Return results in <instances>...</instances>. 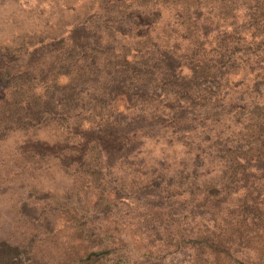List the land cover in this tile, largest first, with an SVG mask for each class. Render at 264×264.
I'll use <instances>...</instances> for the list:
<instances>
[{"label":"rangeland","instance_id":"rangeland-1","mask_svg":"<svg viewBox=\"0 0 264 264\" xmlns=\"http://www.w3.org/2000/svg\"><path fill=\"white\" fill-rule=\"evenodd\" d=\"M0 264H264V0H0Z\"/></svg>","mask_w":264,"mask_h":264},{"label":"trees","instance_id":"trees-1","mask_svg":"<svg viewBox=\"0 0 264 264\" xmlns=\"http://www.w3.org/2000/svg\"><path fill=\"white\" fill-rule=\"evenodd\" d=\"M171 69H172V68H171ZM169 73H172V72H169ZM145 85H146L145 83H141V86H142V87H145Z\"/></svg>","mask_w":264,"mask_h":264}]
</instances>
